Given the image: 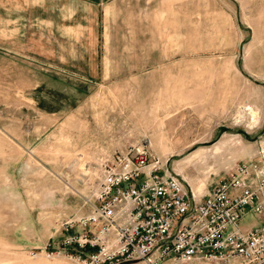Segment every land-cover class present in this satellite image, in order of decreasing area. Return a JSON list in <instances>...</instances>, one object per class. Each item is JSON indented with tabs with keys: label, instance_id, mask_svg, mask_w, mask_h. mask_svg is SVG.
<instances>
[{
	"label": "rangeland",
	"instance_id": "1",
	"mask_svg": "<svg viewBox=\"0 0 264 264\" xmlns=\"http://www.w3.org/2000/svg\"><path fill=\"white\" fill-rule=\"evenodd\" d=\"M220 126L250 138L199 145ZM133 144L196 198L264 165V0H0V264H73L63 226Z\"/></svg>",
	"mask_w": 264,
	"mask_h": 264
},
{
	"label": "built area",
	"instance_id": "2",
	"mask_svg": "<svg viewBox=\"0 0 264 264\" xmlns=\"http://www.w3.org/2000/svg\"><path fill=\"white\" fill-rule=\"evenodd\" d=\"M98 166L89 213L64 224L52 254L73 264H264L260 162L238 163L199 198L144 144ZM247 213L253 223L242 228Z\"/></svg>",
	"mask_w": 264,
	"mask_h": 264
},
{
	"label": "water",
	"instance_id": "3",
	"mask_svg": "<svg viewBox=\"0 0 264 264\" xmlns=\"http://www.w3.org/2000/svg\"><path fill=\"white\" fill-rule=\"evenodd\" d=\"M226 132H230V133H234V134L242 135V136H244V137H246V138H248V139L250 138V136L248 135V133H247L246 131H244V130H232V129L228 128V127L220 126V127L218 128V137H217L216 141H214V142H217L218 139H219L224 133H226ZM199 145H201V146H206L207 143L204 142V143H200ZM195 148H197V147H195Z\"/></svg>",
	"mask_w": 264,
	"mask_h": 264
},
{
	"label": "flooded vegetation",
	"instance_id": "4",
	"mask_svg": "<svg viewBox=\"0 0 264 264\" xmlns=\"http://www.w3.org/2000/svg\"><path fill=\"white\" fill-rule=\"evenodd\" d=\"M217 137H218V132H217L215 138H213L210 142H205V143H207V145H212V144L216 143V142H214V141H216ZM207 145H206V146H207ZM197 148H198V147H197ZM193 150H195V149H193Z\"/></svg>",
	"mask_w": 264,
	"mask_h": 264
}]
</instances>
